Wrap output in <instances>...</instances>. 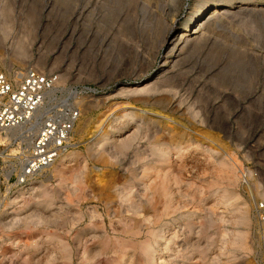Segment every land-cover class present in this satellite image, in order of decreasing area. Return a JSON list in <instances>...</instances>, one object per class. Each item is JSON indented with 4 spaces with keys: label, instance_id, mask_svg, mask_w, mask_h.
I'll list each match as a JSON object with an SVG mask.
<instances>
[{
    "label": "rangeland",
    "instance_id": "obj_1",
    "mask_svg": "<svg viewBox=\"0 0 264 264\" xmlns=\"http://www.w3.org/2000/svg\"><path fill=\"white\" fill-rule=\"evenodd\" d=\"M0 67L81 110L22 185L0 135V264H258L264 0H0Z\"/></svg>",
    "mask_w": 264,
    "mask_h": 264
},
{
    "label": "built area",
    "instance_id": "obj_2",
    "mask_svg": "<svg viewBox=\"0 0 264 264\" xmlns=\"http://www.w3.org/2000/svg\"><path fill=\"white\" fill-rule=\"evenodd\" d=\"M58 79L57 74L34 67H0V135L9 133L5 141L15 142L14 156L20 164L12 186L27 183L71 144L81 110L71 99L58 94ZM14 129L20 130L10 134ZM1 196L0 182V202ZM254 214L258 264H264V198L255 202Z\"/></svg>",
    "mask_w": 264,
    "mask_h": 264
},
{
    "label": "bare ground",
    "instance_id": "obj_3",
    "mask_svg": "<svg viewBox=\"0 0 264 264\" xmlns=\"http://www.w3.org/2000/svg\"><path fill=\"white\" fill-rule=\"evenodd\" d=\"M216 2H218V1H214V2H211V3H207L206 5H204V6H206L207 8H206V10L205 11H208L209 10V7H212V6H214V4L216 3ZM206 3V2H205ZM204 4V3H203ZM217 5V4H216ZM219 5V4H218ZM200 12V11H199ZM212 12V11H211ZM208 13V12H207ZM211 16V15H210ZM209 17V16H208ZM177 41V40H176ZM168 53V52H167ZM167 56V55H166ZM165 62V61H164ZM164 64V63H163ZM165 66V65H164ZM163 66V67H164ZM123 90H124V88H123ZM104 121H101L100 123H99V125H97V127L98 128H101L102 127V129H101V132H104V128H105V125H104V123H103ZM20 129H14L13 131H11L10 133L11 134H13L14 132H18ZM100 132V131H99ZM7 134H9V133H6V135ZM65 152V151H64ZM72 153L71 152H69L68 151V153H66V154H60L57 158H56V160H60V161H66L67 159H69V157H70V155H71ZM55 160V161H56ZM54 161V162H55ZM53 162V163H54ZM52 163V164H53ZM234 163H236V162H234ZM57 170H58V168H57ZM58 171H60V170H58ZM12 199V198H11ZM11 205V204H10ZM9 206V205H8ZM6 209V205H5V202L3 203V202H0V210H5ZM27 224V225H26ZM25 225H26V227L28 226V223H25ZM34 225V224H33ZM130 226V225H129ZM28 227H31V226H28ZM29 229V228H28ZM134 235V234H133ZM34 236V235H33ZM29 237V236H28ZM38 238H39V240H38ZM43 241H44V239L42 238V237H37V241H34V242H32V243H27V244H25L26 245V249H32V250H34V249H36V248H39V246H41V244H43ZM62 247V246H61ZM64 248H66L65 246H64ZM64 248H61L62 249V251H65L66 249H64ZM67 251H65V253H66Z\"/></svg>",
    "mask_w": 264,
    "mask_h": 264
}]
</instances>
